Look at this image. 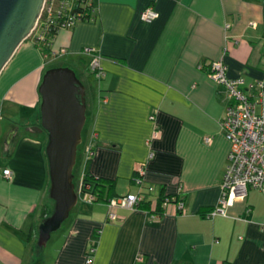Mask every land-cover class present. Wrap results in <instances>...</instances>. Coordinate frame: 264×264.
Masks as SVG:
<instances>
[{"label": "crops", "instance_id": "crops-1", "mask_svg": "<svg viewBox=\"0 0 264 264\" xmlns=\"http://www.w3.org/2000/svg\"><path fill=\"white\" fill-rule=\"evenodd\" d=\"M90 1L89 18L59 28L47 51L28 36L0 72V109L13 106L2 161L0 144V264H86L92 243V264H264V191L249 186L226 214L207 216L230 146L220 123L226 89L211 78L209 64L223 58L227 74L241 77L255 99L260 94L249 84L263 81L264 96V0ZM150 5L158 15L146 21L141 12ZM85 46L102 55L98 82ZM53 66L73 68L86 87L89 124L76 183L82 173L108 179L107 197L154 188L147 207H117L112 218L106 200L79 198L47 250L38 243L39 227L55 200L39 85ZM141 160L143 185L133 179ZM163 194L182 198L183 208L175 200L159 205Z\"/></svg>", "mask_w": 264, "mask_h": 264}, {"label": "built area", "instance_id": "built-area-1", "mask_svg": "<svg viewBox=\"0 0 264 264\" xmlns=\"http://www.w3.org/2000/svg\"><path fill=\"white\" fill-rule=\"evenodd\" d=\"M76 1L44 0L36 27L34 28V31L38 30L34 36L35 41L43 42L52 28L57 31L61 27L72 26L77 19L81 18L82 13L74 10ZM87 3L92 5L90 0H87ZM92 11H94L93 5ZM157 15L158 11L151 5L145 7L141 12L142 18L146 21L152 20ZM64 51L66 49L62 47L58 53ZM83 52L90 55L89 68L95 78L100 80L105 74L101 63V53L92 46H85ZM209 65L211 78L216 82L222 83L226 89L227 103L220 123L225 137L230 143L227 163L221 181L220 195L217 203L207 212V216H213L215 214H226L228 207L233 205L236 200L246 197L249 186H254L264 191V96L261 95L263 81L258 80L249 84L250 88L256 87L260 94L259 99L253 98L241 86L243 83L241 77H231L227 74V66L223 58L213 59ZM150 116L154 118L155 114L151 113ZM94 134L93 132L90 142L85 145L86 156L93 152L92 137ZM156 135L157 130L154 129L152 136ZM210 138V136L206 137L207 140ZM153 154L154 152L151 150L149 157H152ZM147 160H141L135 168L136 173L133 179L139 185H143L144 182ZM3 172L7 176L11 175L9 167L3 168ZM153 188V185L145 187L147 190H152ZM143 190L141 189L135 193L120 194L107 199L108 216L111 218L116 216L117 207H140L139 204L145 195ZM76 192L78 199L88 202L95 201L98 197L84 173L80 175L76 183ZM173 198V196H165L162 200L164 207H167L169 202L174 201L175 199ZM174 202H176L179 209L183 208L184 200L182 198H178ZM152 215L157 216L158 213L154 212ZM259 224L264 229V222H259ZM97 231H100V228ZM95 248V243L88 247L86 264H92ZM142 260L143 255L141 253L137 254L135 261L139 262Z\"/></svg>", "mask_w": 264, "mask_h": 264}, {"label": "water", "instance_id": "water-1", "mask_svg": "<svg viewBox=\"0 0 264 264\" xmlns=\"http://www.w3.org/2000/svg\"><path fill=\"white\" fill-rule=\"evenodd\" d=\"M44 0H0V72L19 44L36 27ZM41 123L48 131L46 153L49 162L53 212L39 227V245L47 242L78 201L74 167L82 129L86 121V87L69 66L49 67L39 85Z\"/></svg>", "mask_w": 264, "mask_h": 264}, {"label": "trees", "instance_id": "trees-1", "mask_svg": "<svg viewBox=\"0 0 264 264\" xmlns=\"http://www.w3.org/2000/svg\"><path fill=\"white\" fill-rule=\"evenodd\" d=\"M84 1L77 0L75 2V4H74V10L75 11H80L82 13L81 18H85V17L89 18L92 15V5L87 3V0H84ZM55 32H56V29L52 28L50 33L47 35V38H46L45 41H43V42L35 41V42L44 51H47L49 40L53 36V34ZM74 174L76 175L75 170H74ZM86 178L91 183L93 191L97 194V196H98L97 200H101V199L107 200V199H109L111 197V196L110 197L105 196V192L108 191V189L113 185L108 179H103V178L102 179H96V178H91L89 176H86ZM74 181L76 183L77 179H75ZM143 191L145 192L144 193L145 195H144L143 200H141L139 206L145 208V207L148 206V200H146V194L148 193V191H151V190L144 189ZM165 196H171V195H169V194L161 195V197L159 198V202L158 203H159V205L162 204L163 207H164V205L162 203L163 202L162 200L164 199ZM170 201H171V199H170ZM159 205L157 207H155L154 210H153L154 212H156L158 214L161 212ZM164 208H166V207H164Z\"/></svg>", "mask_w": 264, "mask_h": 264}, {"label": "rangeland", "instance_id": "rangeland-1", "mask_svg": "<svg viewBox=\"0 0 264 264\" xmlns=\"http://www.w3.org/2000/svg\"><path fill=\"white\" fill-rule=\"evenodd\" d=\"M37 32H38V30L33 31V33L30 36L34 38V36H35V34ZM95 79H96L97 82L99 81L97 78H95ZM12 108H13V106H11L10 103L5 102L4 105L0 109V115H1V126H0L1 161L4 159L3 158L4 157V152H3V142L4 141L3 140L5 139V136H6L7 132L9 131V129L11 127V124H12V121H11L12 118H10L11 114H12ZM88 124H89V120H88V118H86L85 124H84L83 129H82V137H83L82 138V142L79 144V147H78L77 162H76L75 168H74V170L76 172V175L74 176V180L77 179V167H78V163H79L81 145L84 143L83 139H85V135H86V130H87ZM70 214H72V211H71ZM67 218L63 221L62 225L59 228H57L56 230L52 231L51 236L47 240V244L45 243L44 245H40L41 246L40 248H44V249H47V250L50 249L51 250L53 242L61 234Z\"/></svg>", "mask_w": 264, "mask_h": 264}]
</instances>
